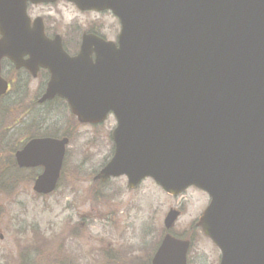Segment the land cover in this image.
<instances>
[{
	"label": "water",
	"instance_id": "water-1",
	"mask_svg": "<svg viewBox=\"0 0 264 264\" xmlns=\"http://www.w3.org/2000/svg\"><path fill=\"white\" fill-rule=\"evenodd\" d=\"M0 0V98L7 59L50 79L40 103L66 100L82 124L110 114L114 155L95 180L151 178L167 194L195 187L210 197L197 226L220 250V264H264V0H65L110 11L117 43L85 33L70 56L28 5ZM69 140L39 138L16 154L19 168H43L33 190L58 187ZM181 213L164 220L171 231ZM190 241L167 233L151 264H187Z\"/></svg>",
	"mask_w": 264,
	"mask_h": 264
},
{
	"label": "rangeland",
	"instance_id": "rangeland-1",
	"mask_svg": "<svg viewBox=\"0 0 264 264\" xmlns=\"http://www.w3.org/2000/svg\"><path fill=\"white\" fill-rule=\"evenodd\" d=\"M28 14L44 19L50 37L58 33L68 39L76 37L77 27L79 33L96 27L117 41L120 32L111 12L82 13L67 2L32 5ZM21 74L3 63V75L13 86L0 103V169L7 165L15 171L14 154L29 136L61 138L66 132L70 142L53 194L34 192L38 168L23 169L18 177L10 174L13 179L0 190V264H142L165 236L170 210L181 212L171 233L192 242L188 264L220 263L219 249L197 226L210 202L205 192L189 188L171 196L152 179L135 189L125 177L94 181L114 154L115 117L99 125L81 124L63 100L39 105L47 78Z\"/></svg>",
	"mask_w": 264,
	"mask_h": 264
},
{
	"label": "flooded vegetation",
	"instance_id": "flooded-vegetation-1",
	"mask_svg": "<svg viewBox=\"0 0 264 264\" xmlns=\"http://www.w3.org/2000/svg\"><path fill=\"white\" fill-rule=\"evenodd\" d=\"M60 2H67V3H69V4H71V5H73V6H75V8L78 10V11H80V12H82V13H96V14H100V13H104V12H96V11H81L79 8H77V6L75 5V4H73V3H70V2H68V1H64V0H61V1H57V2H55V3H48V4H40V5H53V4H56V3H60ZM30 6H32V4H29V6H28V9H29V7ZM33 6H35V5H33ZM38 18V17H37ZM43 19V18H42ZM43 22H44V25H45V30H46V24H45V21H44V19H43ZM96 27H93V28H90L88 31H82L81 33H79V31H81V29H79V27H77V29H76V37L74 36V37H70V38H64V37H62V41H63V45H64V47L66 48V50L71 54V56H76L78 53H79V51H80V47H81V44H82V38H83V35L87 32V33H89V34H99V35H101L99 32H97V30L95 29ZM75 31V30H74ZM46 34H47V32H46ZM48 35V34H47ZM56 35H59L58 33L57 34H55L53 37H55ZM66 36H68V35H66ZM103 38H105L106 40H109V39H107L105 36H103V35H101ZM50 37V36H49ZM53 37H50V38H53ZM117 39H118V37H117ZM109 41H111V40H109ZM71 44V45H70ZM68 46L70 47V49L68 48ZM71 48H72V50H74L73 52L71 51ZM71 51V52H70ZM9 62V61H8ZM11 65H12V68H13V70L17 73V72H26V73H28V71L26 70V69H16L15 68V66H14V64H12L11 62H9ZM30 75V74H29ZM39 76H43V78L45 77V78H47V82L49 81V75H48V72L47 71H45V70H42V69H40V71H39V73H38V77ZM10 83H12V81H11V78L10 79H7ZM46 85H47V83H46ZM46 87V86H45ZM45 90H46V88L44 89V92H45ZM43 92V93H44ZM43 95V94H42ZM42 95L40 96V98L37 100V103L39 104V105H42V104H46V103H49V102H52V101H54V100H62V99H59V98H55L54 100H52V101H47V102H44V103H40L39 102V100L41 99V97H42ZM63 101H65V100H63ZM66 103V102H65ZM67 104V103H66ZM68 106V105H67ZM64 137H67V138H69V140H70V136H63L62 138H64ZM36 137H33V136H29V138L27 139V141H31V140H33V139H35ZM23 148V147H22ZM21 148V149H22ZM21 149H19V150H21ZM18 151V150H17ZM32 169V168H31ZM33 169H37V168H33ZM38 169H41V168H38Z\"/></svg>",
	"mask_w": 264,
	"mask_h": 264
},
{
	"label": "trees",
	"instance_id": "trees-1",
	"mask_svg": "<svg viewBox=\"0 0 264 264\" xmlns=\"http://www.w3.org/2000/svg\"><path fill=\"white\" fill-rule=\"evenodd\" d=\"M69 48V47H68ZM17 73H19V76H21L22 74H21V72H17ZM26 73V72H25ZM28 76H29V74L28 73H26ZM26 84V83H25ZM12 86H13V84H12ZM18 91V90H17ZM4 99H2L1 100V102L0 103H2V101H3ZM3 124V122H1L0 123V133H1V131H2V125ZM3 130H4V132H5V130H6V128L4 127L3 128ZM65 136H70L68 133H66L65 132V134H64ZM34 137V136H33ZM14 172H10L9 171V169H7V165H4V167H2L1 169H0V190H4V187L9 183V182H11L10 180L11 179H13V176H16V177H18V172H20L21 170L20 169H18L17 168V166H16V164L14 163ZM10 174H13V176L11 177V178H9V175ZM13 181V180H12ZM166 232V231H165ZM176 237H178V236H176ZM179 238H182V237H179ZM162 241V240H161ZM161 243V242H160ZM160 243L158 244V245H156V249L158 248V246L160 245ZM156 249H155V251H156ZM151 258H152V256H151V254H149L148 255V258L146 259V260H143L142 261V264H150V261H151Z\"/></svg>",
	"mask_w": 264,
	"mask_h": 264
}]
</instances>
